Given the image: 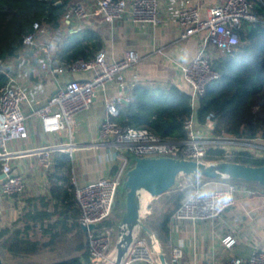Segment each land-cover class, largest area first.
I'll return each mask as SVG.
<instances>
[{
    "label": "built area",
    "instance_id": "2783aa9c",
    "mask_svg": "<svg viewBox=\"0 0 264 264\" xmlns=\"http://www.w3.org/2000/svg\"><path fill=\"white\" fill-rule=\"evenodd\" d=\"M97 11L101 12L106 20L114 23L129 13L131 19L144 28L159 23L160 0H96ZM93 11L83 2H76L70 6L64 18L70 21L73 18H88ZM176 18L181 28V36L187 38L193 35H202L201 48L198 54L182 68L183 76L191 88V100L195 107L197 100L205 94L208 85L220 78L221 74L210 60L209 48L220 51H231L240 42V31L248 24L263 22L254 10L251 0H224V2L209 8L208 15L202 17L199 5H193L191 0H184L178 9ZM40 22L34 23V30L23 37V45L31 50L37 44ZM48 52V49H47ZM139 53L129 50L123 57L108 60L107 52L101 48L91 59L77 58L69 65L54 66V58L47 54L38 59L41 67L52 74L70 72L79 74L92 72L90 78H71L48 102L36 112L41 118L42 126L47 132H67L71 140L67 143L45 145L32 148L27 152L37 156V163L43 169H49L53 163V154L65 152L80 147L73 142L75 117L89 109L97 96L99 88H104L109 81L117 80L121 84L125 80V72L139 61ZM29 98L27 90L17 85L13 78L9 79L0 92V162L4 177L0 188L4 195L15 196L22 194L27 187L23 174L15 172L11 163L12 158L19 152L10 150L9 143L13 140L28 137L26 113L23 102ZM121 99L118 98V101ZM121 114L120 107L113 99L106 101V113L100 124L102 142H109L114 148L115 157L120 162L118 174L104 177L98 181L79 185L75 181V201L79 208L81 225L88 228L87 240L90 249V261L87 264H114L117 255V246L113 247V233L104 224L110 219L116 205V198L123 186V175L130 163L129 156H175L204 160L211 148L223 149L227 160L236 152L250 150L249 146L264 149L258 142L260 137L251 140L229 134H215L213 132L216 121L212 116L208 122L201 125L195 115L187 118L185 129L187 138L173 140L163 138L148 128H124L118 122ZM258 138V139H257ZM253 141H257L256 144ZM122 149L126 150L123 153ZM188 176V175H182ZM203 176H195L189 184V190L182 204L174 213V221L217 220L225 210L236 205L237 193L242 189L240 184L230 182L223 189H207ZM227 248H232L236 239L231 235L223 238ZM162 243L159 237L149 234L146 238L138 237L135 230L134 240L131 243L121 264H162L160 251ZM185 257L183 246L177 245L171 249L167 264H180ZM231 264H264V249L255 247L247 258L232 256Z\"/></svg>",
    "mask_w": 264,
    "mask_h": 264
},
{
    "label": "crops",
    "instance_id": "0c3cea01",
    "mask_svg": "<svg viewBox=\"0 0 264 264\" xmlns=\"http://www.w3.org/2000/svg\"><path fill=\"white\" fill-rule=\"evenodd\" d=\"M76 2L85 3L93 13L84 19L73 18L67 21L64 18V24L55 30L49 25H41L37 32L36 46L31 50L23 47L12 58L15 59V70L6 71L9 79L13 78L17 85L29 93V98L23 102L29 134L27 138L9 143L10 150L19 152L11 160L13 169L24 175L27 187L22 194L15 196L4 195L0 188V230L11 227L26 210H39L53 213V217L46 219V222H62L57 230L62 228L69 237L73 236L78 230L76 224L79 222V214L75 216L73 210H68L54 196L53 187L57 184L64 191L71 183L73 186L69 187V191L74 192L75 181L79 185H86L114 176L113 169L119 160L115 157L114 148L109 142H102L100 137V124L106 113L107 99L115 100L119 106L125 103L124 99L131 102L132 89L137 83L159 88L177 85L191 92L182 68L198 54L203 34L187 38L181 36L176 14L184 0H160L159 23L156 26L150 24L147 28L133 21L129 13L114 23L108 22L97 11L96 0H72L71 4ZM222 2L224 0H191L193 5L200 6L202 17L208 15L210 7ZM89 30L97 36L95 40L99 49L106 50L108 60L119 59L129 50H136L140 58L126 70L122 84L113 80L104 88H99L93 105L75 117L73 142L80 147L58 152L70 155L72 171L63 172L60 167H54L55 162L49 169H43L37 163V156L27 151L40 146L67 143L71 138L67 132L45 131L36 111L68 80L75 77L87 79L92 76V72H63L55 75L45 71L37 60L50 54L54 58V66L66 65L61 58L66 54L70 36ZM93 41L86 43L91 45ZM99 49H92L94 55ZM209 52L213 54L211 48ZM118 98L121 100L118 101ZM2 175L0 162V184ZM187 177L191 181L195 180V176ZM203 182L207 189H223L230 183L206 179ZM241 188L237 193L236 205L224 211L215 221L177 222L171 219L170 242L164 250L167 261L171 249L180 244L185 252L180 264H231L232 256L247 258L255 247L264 249V193L244 185ZM150 198L145 195L146 202ZM228 235L236 239L232 248H227L223 242V238ZM45 253L52 254L53 260L58 258L55 252ZM80 254L82 251L76 253Z\"/></svg>",
    "mask_w": 264,
    "mask_h": 264
},
{
    "label": "trees",
    "instance_id": "16d2710c",
    "mask_svg": "<svg viewBox=\"0 0 264 264\" xmlns=\"http://www.w3.org/2000/svg\"><path fill=\"white\" fill-rule=\"evenodd\" d=\"M254 10L264 20V0H251ZM72 0H0V59L1 64L11 58L24 47L23 37L34 30V23L49 25L55 30L64 24V15L70 8ZM97 36L92 31L74 33L70 36V44L66 54L61 58L69 65L77 58L91 59L99 44ZM92 44L86 43L92 41ZM101 49V48H100ZM212 65L219 70L221 76L211 82L204 95L192 103L191 93L177 85L166 88L137 83L131 93V102L120 105L121 114L117 119L124 128H148L163 138L184 140L187 138L185 121L193 114L201 125L208 122V117L216 121L213 132L223 135L229 134L245 139L260 137L264 139V23L257 22L246 25L240 31V42L231 51L213 52L210 57ZM0 64V92L9 82V75L1 69ZM55 94V93H54ZM261 154L252 150L236 152L230 159L251 165H264V149ZM57 153V154H56ZM53 154L54 167H60L63 172L72 171V160L68 153ZM55 155V156H54ZM179 157L177 154L175 155ZM205 161L217 162L227 160L223 149L211 148L204 157ZM130 161L128 168L134 166ZM62 172V171H58ZM206 180H224L247 186L252 190L264 193V184L237 178H217ZM178 182V179H177ZM176 182V184H177ZM176 184L166 193L164 206L156 218L149 216L144 219L145 224L159 237L164 250L168 247L171 236V219L185 199L188 189L176 190ZM71 183L70 186L71 187ZM73 186V185H72ZM64 191L57 184L53 187L54 196L73 210L78 216L74 192ZM120 193L126 199L127 189L121 187L116 198L114 212L122 219L126 210L119 212ZM19 195V194H18ZM152 197V196H151ZM113 212V213H114ZM113 216V215H112ZM53 213L48 211H28L11 226L0 230V256L5 262L8 257L29 259L45 252H55L58 258L51 262L23 260L20 264H87L90 261V249L87 233L77 222V231L71 237L66 230H57L62 222H46ZM112 217L104 222L113 225ZM40 226V227H39ZM40 229L39 237L35 232ZM78 251L82 254L76 255Z\"/></svg>",
    "mask_w": 264,
    "mask_h": 264
},
{
    "label": "water",
    "instance_id": "95a60500",
    "mask_svg": "<svg viewBox=\"0 0 264 264\" xmlns=\"http://www.w3.org/2000/svg\"><path fill=\"white\" fill-rule=\"evenodd\" d=\"M1 61L0 59V64ZM123 102L129 103L126 99ZM181 175H199L210 179L237 178L264 184V165H251L232 160L211 162L174 156H137L134 166L127 171L122 186L127 189L126 210L119 223L117 255L114 264H121L134 240L137 228L154 234L142 219L143 191H149L152 197L161 196L176 184ZM94 227V223L89 227L82 225L85 232L88 228L93 229ZM160 258L162 264H167L163 248L160 251ZM0 264H7L1 256Z\"/></svg>",
    "mask_w": 264,
    "mask_h": 264
},
{
    "label": "rangeland",
    "instance_id": "374dc122",
    "mask_svg": "<svg viewBox=\"0 0 264 264\" xmlns=\"http://www.w3.org/2000/svg\"><path fill=\"white\" fill-rule=\"evenodd\" d=\"M215 51H217V49H212V52H215ZM14 61H15V59L11 58V59H9L7 61L2 62L1 69L3 71H8V72L14 71L15 67H16V65L13 64ZM253 142L256 144L257 141H253ZM258 142L261 145H264V139H258ZM249 148H250V150H252V152H254L256 154H261L262 153V150H260V147H256V146L252 145V146H249ZM122 151H123V153H126V150L122 149ZM135 158L136 157H134V156H129V159L132 162L135 161ZM120 166H121L120 162L116 163V165H115V167L113 169V174L115 176L118 174ZM128 170L129 169H127V171ZM127 171L123 175L124 180L126 179ZM193 176H196V175H192L191 177H193ZM190 183H191V180H189V178L187 176H182L181 175V176L178 177V182L176 184V190L184 189V188L189 190V184ZM163 198L164 197H151L148 200V202L145 201V204H144L145 209L142 212V219L143 220L148 218L149 216H151L150 218H152L153 216L156 218V216H158V214H160L162 211H164L166 209V207L164 206ZM119 199H120V205L118 207V210L120 212L121 210H123L124 204L126 203V199H125L124 195H122L121 193H120V198ZM232 207H229V208H232ZM118 218L120 219V217L119 216L117 217V215L114 212L113 216H112V219H114L113 225H107L111 229V231L113 233V239H114L113 247H116V244H117V241H118V237H119V223H120V221H118ZM136 231L138 232V237L146 238L149 241V233L141 230L140 228H137ZM40 234H41V231L37 230V232H35V236L36 237H39ZM19 258H17V257H8L6 263L7 264H20L21 261L23 262V260H29V259L30 260H34V261H40V262L46 263V262L53 261L52 258H54V256H52V254H47V253L44 254L43 253L41 255L33 256V257L29 258V259H22L21 260Z\"/></svg>",
    "mask_w": 264,
    "mask_h": 264
},
{
    "label": "bare ground",
    "instance_id": "6f19581e",
    "mask_svg": "<svg viewBox=\"0 0 264 264\" xmlns=\"http://www.w3.org/2000/svg\"><path fill=\"white\" fill-rule=\"evenodd\" d=\"M145 195H148V196H152L151 193L147 190H144L143 193H142V209H141V212H143V210L145 209Z\"/></svg>",
    "mask_w": 264,
    "mask_h": 264
}]
</instances>
